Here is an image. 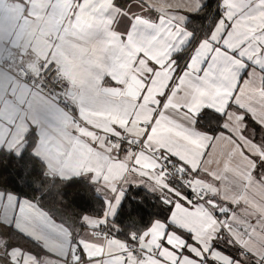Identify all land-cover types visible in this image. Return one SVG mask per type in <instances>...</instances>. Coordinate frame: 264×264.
Masks as SVG:
<instances>
[{"label":"snow or ice","instance_id":"snow-or-ice-1","mask_svg":"<svg viewBox=\"0 0 264 264\" xmlns=\"http://www.w3.org/2000/svg\"><path fill=\"white\" fill-rule=\"evenodd\" d=\"M19 7L23 28L0 29V160L28 187L82 177L100 206L73 231L0 177V264H264V0Z\"/></svg>","mask_w":264,"mask_h":264},{"label":"trees","instance_id":"trees-1","mask_svg":"<svg viewBox=\"0 0 264 264\" xmlns=\"http://www.w3.org/2000/svg\"><path fill=\"white\" fill-rule=\"evenodd\" d=\"M23 163V162H21ZM40 167L37 164L34 167L33 174H38ZM17 174H23V169L20 164L12 158L0 160V177L3 178V185L9 190L13 188L22 189V192H17V195L27 194L28 198H31L34 194L39 200L40 206L50 213L58 222L63 221L69 228L73 231L79 229L78 218L81 213L86 211H98L100 202L97 200H89L87 203L82 198L83 192L86 187V181L80 178H73L64 183L55 182L49 187L48 183L41 185L37 182L33 187H28L23 184H16ZM36 189H39L36 191ZM137 190L135 188L130 189L128 193L129 203H132V198L136 196ZM143 196V193H141ZM155 200H148L143 204L149 210L155 211V209H150V205L154 204ZM148 217H145L147 220ZM13 242L21 245L24 248H33L35 245L17 235L12 234Z\"/></svg>","mask_w":264,"mask_h":264},{"label":"crops","instance_id":"crops-1","mask_svg":"<svg viewBox=\"0 0 264 264\" xmlns=\"http://www.w3.org/2000/svg\"><path fill=\"white\" fill-rule=\"evenodd\" d=\"M25 24L24 18L20 12L19 7V0H6L5 7L0 8V29L7 32L10 28L18 27L23 28ZM83 179L84 178H80ZM11 217V208L8 209L7 212H5L3 215H0V219L8 220ZM20 236V235H19ZM24 238V237H23ZM90 237L85 236V250L89 252V254H99L100 248L97 246H94L92 243H89ZM28 240V239H27ZM59 243L64 246V252L66 254L67 252V238L66 236H62L58 238ZM30 241V240H29ZM51 247V245H47ZM29 249V248H26ZM34 251H40L39 248L34 246ZM110 249L107 245L103 248L104 252H108ZM25 264H35L33 259L31 257L25 258ZM53 264H59V261H54Z\"/></svg>","mask_w":264,"mask_h":264}]
</instances>
